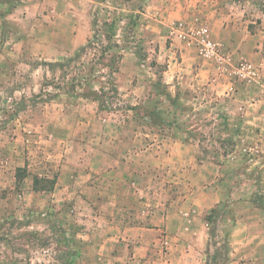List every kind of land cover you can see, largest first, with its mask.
<instances>
[{
	"label": "rangeland",
	"instance_id": "374dc122",
	"mask_svg": "<svg viewBox=\"0 0 264 264\" xmlns=\"http://www.w3.org/2000/svg\"><path fill=\"white\" fill-rule=\"evenodd\" d=\"M88 1L0 0V264H81L82 255L76 250L82 243L78 234L87 231L85 228L96 234L99 222L90 209V215L85 216L90 220L87 225L79 219L83 217L78 212L82 213L84 204H78L77 199L90 196L96 202L98 191H60L57 182L63 164L83 172L84 166L78 165L83 153H97L104 145V136H113L121 127L125 135H148V141L154 143L171 129H179L203 141L205 158L216 151L236 149L226 111L229 97H220L217 89H204L200 96L186 93L184 99L178 100L184 91L180 92L177 78L168 82L165 59L170 56H165L167 50H162L155 40L158 34L153 33V42L144 44L140 35L145 32L135 33L129 25L131 14L140 19L147 0H135L131 7L129 0H108L106 6L97 0ZM199 4L205 16L193 14L192 20L177 19L172 26L185 23L187 28L209 27L207 14L212 12L222 13L219 18L224 22L226 18L229 22L230 16L231 21L249 24L259 22V15L264 13V0H199ZM130 8L132 12H127ZM76 22L81 26L79 30ZM78 33L83 41L88 36V42L74 41ZM123 40L132 43V59L137 64L136 68L133 61L124 62L128 70H135L133 77L123 81L124 88L151 89L144 103L131 107L115 94L110 81L111 68H115L121 55L114 46L130 45ZM165 41L166 47L173 50V61L181 60L180 46L171 34ZM216 43L229 54L225 46ZM257 66L264 77V67ZM154 89H173L169 93L178 102L173 104L163 94L156 95ZM251 142L245 145L261 148V141ZM109 145L112 148V143ZM256 158L254 154L251 159L247 157L251 163ZM219 161L223 164V158ZM161 176L147 192H134L135 210L131 211L135 213L130 222L144 225L141 214H145L138 209L167 210L180 196L189 194L185 186L175 188L173 176ZM35 178L40 179L38 185ZM230 178L242 180L239 173ZM252 178L251 187L235 189V184H229V201L218 210V214L229 211V239L225 238L227 226L214 229L218 236L213 239L211 253L217 264L236 260L230 233L239 216L247 214L255 223H264V183L256 172ZM92 180L97 188L99 183ZM49 181H55L53 189ZM134 181L136 185L141 183L138 178ZM234 192L236 200L231 196ZM70 253L76 256H68ZM250 261L264 264V251L252 254Z\"/></svg>",
	"mask_w": 264,
	"mask_h": 264
},
{
	"label": "crops",
	"instance_id": "0c3cea01",
	"mask_svg": "<svg viewBox=\"0 0 264 264\" xmlns=\"http://www.w3.org/2000/svg\"><path fill=\"white\" fill-rule=\"evenodd\" d=\"M97 1L102 6L109 2ZM198 1L147 0V6L137 20L139 30L136 27L134 32H145L140 35L144 44L155 38L153 33L158 34L155 40L162 50H167L165 56H170L168 60L165 59L169 68L166 72L168 82L177 78L180 92L184 91L178 100L184 99L186 93L194 92L200 96L204 89H217L220 97H229L226 111L236 149L227 153L216 151L213 156L205 158L203 141L194 140L179 129H171L172 132L154 143L148 141V135L145 138L136 133L125 135L121 127L113 136H104V145L97 153H83L82 162L78 164L84 166L83 172L77 173V169H72L71 165L63 164L57 190L78 191L87 188L98 191L96 202L90 196H77L80 197L78 204H84L82 213L78 212L83 215L79 219L87 225L90 220L85 216H89L91 210L93 218L99 222L94 230L96 234L88 228L78 234L82 243L80 249L76 250L77 254L82 255L81 264H217L211 253L213 239L216 240L218 236L214 229L219 225L227 226L225 238L229 239V216L226 213L229 211L223 210V214L213 219L210 217L212 212L229 201V184H235V189L251 187L255 172L264 183V82L242 84L220 78L214 64L202 59L194 44L178 36L176 28L172 26L175 20H192L195 14L200 13L205 16L203 6L198 5ZM134 2L129 0L130 7ZM127 12H132V8ZM217 13L207 14L212 40L225 46L235 60L245 59L264 67V13L259 15V22L249 24L231 21L230 16L229 22L226 18L225 23L219 18L222 13ZM250 24L252 29L249 28ZM76 26L78 30L81 27L77 22ZM170 34L176 45L180 46L181 60L177 62L171 57L173 50L165 44ZM74 37L78 43L88 42V36L84 41L80 40L79 33ZM179 50L175 52L179 53ZM122 54L119 70L112 77L113 84L125 103L130 106L144 103L147 90L151 89L124 88L123 81L135 74V70H128L124 62L133 61L136 68L137 64L132 59V49ZM169 124L172 127L174 122ZM257 140L261 141L260 149L245 145ZM109 143H112V148ZM253 154L258 160L248 162ZM220 158H223V164H220ZM238 173L242 176L241 181L230 180ZM162 174L173 176L177 185L175 188L185 186L190 190L189 194L180 196L167 210L163 207L148 212L146 208L138 209L137 205L136 209L145 215L136 210L137 214L145 217L146 225L130 222V217L135 213L131 211L135 210L134 192L152 189L154 180ZM137 178L141 181L140 185L134 181ZM92 179L99 183H96L97 188L93 187L95 181ZM226 190L228 193H225ZM231 196L236 200L235 192ZM144 204L148 206L147 202ZM240 204L243 203H235ZM244 204L248 205L246 202ZM259 222L255 223L247 214L233 222L230 237L235 246L233 255L236 260L232 264H259L250 261L252 254L261 249L264 251V223Z\"/></svg>",
	"mask_w": 264,
	"mask_h": 264
},
{
	"label": "built area",
	"instance_id": "2783aa9c",
	"mask_svg": "<svg viewBox=\"0 0 264 264\" xmlns=\"http://www.w3.org/2000/svg\"><path fill=\"white\" fill-rule=\"evenodd\" d=\"M176 30L181 39L198 48L202 59L214 64L220 78L242 84L264 82L261 68L251 61L235 60L231 55L226 54L223 48L212 40L208 26L194 25L187 28L185 23H179Z\"/></svg>",
	"mask_w": 264,
	"mask_h": 264
},
{
	"label": "trees",
	"instance_id": "16d2710c",
	"mask_svg": "<svg viewBox=\"0 0 264 264\" xmlns=\"http://www.w3.org/2000/svg\"><path fill=\"white\" fill-rule=\"evenodd\" d=\"M106 0H102V1H100V2H105ZM131 16V21H129V25H131V28L133 29V31L135 30V28L137 27V20H138V15H130ZM94 24V26L95 27H98L97 26V23H96V21L93 23ZM124 42H125V40H123ZM126 43V42H125ZM126 44H130V45H125V46H123V45H116V46H114V48L116 49V50H118L119 52H121L120 54V56L118 57V60H117V62H115V68H111V71H112V73L110 74V81H111V83L113 84V81H112V77H113V74L115 73V72H118V70H119V65H120V62H121V60H122V58H123V55H122V52L123 51H125V50H129V49H132V43H126ZM111 62V61H110ZM50 66H54V67H56V66H58V65H54V64H51ZM113 87L115 88V89H113L114 90V92H115V94H117L118 95V92H117V90H116V87L114 86V84H113ZM156 91H157V94L156 95H159V96H162V94H163V96L165 97V99L166 100H168V101H172V103L174 104V103H177L178 101L176 100V97L175 98H172V96H171V94L169 93V91L167 90V89H156ZM176 106H178V107H181V105H179V104H176ZM129 107H131V106H129ZM128 108V107H127ZM147 120V119H146ZM166 124V123H165ZM164 126H166V125H164ZM22 172V169H19V173H21ZM20 177H22V176H20ZM50 182V184L52 185V189H53V187H54V184H55V181H49ZM40 183V179H38V178H35V184L36 185H38ZM219 216V214H218V210H214L213 212H212V215L210 216L212 219L214 218V217H218ZM70 255H72V256H76V253H70L68 256H70Z\"/></svg>",
	"mask_w": 264,
	"mask_h": 264
}]
</instances>
